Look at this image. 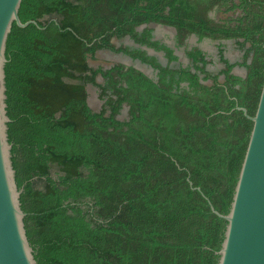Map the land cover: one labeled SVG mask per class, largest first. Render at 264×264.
Segmentation results:
<instances>
[{"label":"trees","instance_id":"16d2710c","mask_svg":"<svg viewBox=\"0 0 264 264\" xmlns=\"http://www.w3.org/2000/svg\"><path fill=\"white\" fill-rule=\"evenodd\" d=\"M17 16L35 24L6 36V138L35 264H216L210 205L228 212L248 141L236 107L256 108L264 0H21ZM99 51L129 64L90 65Z\"/></svg>","mask_w":264,"mask_h":264},{"label":"water","instance_id":"95a60500","mask_svg":"<svg viewBox=\"0 0 264 264\" xmlns=\"http://www.w3.org/2000/svg\"><path fill=\"white\" fill-rule=\"evenodd\" d=\"M20 1L0 0V264H35L23 227L24 213L10 161V144L6 138L9 119L4 103V44L11 23L18 27L35 24L33 20H19ZM135 67L144 70L139 64ZM236 109L252 125L228 212L220 214L210 205V210L226 222L216 251V264H264V77L254 114L248 116L244 108Z\"/></svg>","mask_w":264,"mask_h":264},{"label":"rangeland","instance_id":"374dc122","mask_svg":"<svg viewBox=\"0 0 264 264\" xmlns=\"http://www.w3.org/2000/svg\"><path fill=\"white\" fill-rule=\"evenodd\" d=\"M160 33L166 34L168 36H171L172 31L170 29H165L164 28V29H162V31H160ZM112 42L114 44L118 43V41L115 40V39H112ZM202 43H205V41L201 42L200 44H202ZM205 47L211 53L214 51L212 49V45L208 44L207 42L205 43ZM237 55H238L237 51H234V50L230 49L229 52H228V56L230 58L236 57ZM88 61H89V64L92 65V66H98V65H100V66H108L111 62H114V61H123L125 63H129V61L126 60L125 58L123 60V57L121 58L120 56H116L114 54H110V53H108L106 51L97 52L96 57L94 59H90ZM234 72L236 74H239V75L243 74V71L241 69H237ZM87 92H88V98H87L88 105L93 110H97L99 108V106H100V100L97 98V93H96L95 89H93L92 87H88L87 88Z\"/></svg>","mask_w":264,"mask_h":264},{"label":"flooded vegetation","instance_id":"af4514ba","mask_svg":"<svg viewBox=\"0 0 264 264\" xmlns=\"http://www.w3.org/2000/svg\"><path fill=\"white\" fill-rule=\"evenodd\" d=\"M164 28L165 29H170L172 31L171 36H168L166 34L160 33V31H162V29H164ZM173 33H174V30L171 27H163V26L156 25V26H154L153 38L154 39H161L164 43L170 45V44H172ZM204 41H205V43L207 42L208 44L212 45V49L214 50L212 53L206 49L205 43L200 44L201 42H204ZM220 41L221 42H225L227 44V50L225 51V56L228 59H230V60L235 59L236 57L230 58L228 56L229 50L230 49L232 50V48H233L232 47L233 46L232 41L231 40H224V41L223 40H220ZM187 43L189 45H197L202 51H205L209 56H211V58H215V54H216L215 44L217 43L216 40L212 41V40H210L208 38H203L201 41H197V39H196V37L194 35H190L189 38L187 39ZM149 50H151V49H148V52H149ZM175 53L178 55V57L180 59H182L183 62H186V59L183 56V53H182V49L181 48L177 49ZM158 55H161V53L160 54L158 53ZM215 66L218 67V65H215ZM237 69H239V68H234L233 69V72L235 70H237Z\"/></svg>","mask_w":264,"mask_h":264},{"label":"crops","instance_id":"0c3cea01","mask_svg":"<svg viewBox=\"0 0 264 264\" xmlns=\"http://www.w3.org/2000/svg\"><path fill=\"white\" fill-rule=\"evenodd\" d=\"M122 58V57H121ZM123 60H124V58H123ZM121 62H123V61H121ZM125 63V62H124Z\"/></svg>","mask_w":264,"mask_h":264}]
</instances>
